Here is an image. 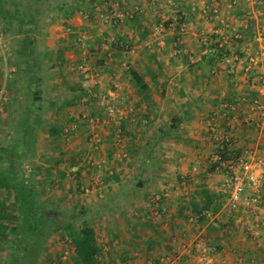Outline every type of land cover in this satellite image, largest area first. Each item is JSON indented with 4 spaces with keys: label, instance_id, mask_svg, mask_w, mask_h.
I'll return each mask as SVG.
<instances>
[{
    "label": "crops",
    "instance_id": "0c3cea01",
    "mask_svg": "<svg viewBox=\"0 0 264 264\" xmlns=\"http://www.w3.org/2000/svg\"><path fill=\"white\" fill-rule=\"evenodd\" d=\"M57 1L51 0L40 25L46 43L39 48L36 42L43 62L35 81L39 88L45 83L46 89H40L36 102L41 103L45 118L37 143L40 159L35 158L42 170H32L36 185L57 214L64 212L57 204L64 194L88 191L89 201L80 202L77 209L88 207L96 213L89 225L106 258L104 264H147V257H157L162 247L175 255L170 243L174 235L165 226L174 230L190 224L191 216L184 213L185 196L195 186L183 183L188 180L190 184L195 173L213 171L208 165L209 150L216 146L211 139L217 134L210 130L211 124L230 128L225 135L232 146L242 149L240 158L251 151L249 159H254L264 150V134L256 130L257 123L264 125V109L252 105L255 97L264 103V0H239L237 10L230 0H154V4L150 0H116L126 13L116 26L98 21V10H107L98 0H67L69 13H60L62 5L57 10ZM214 8L241 38L224 46L228 54L208 68L200 66L207 54L202 51V36L213 39V30L223 27L211 18ZM67 13L68 19H63ZM181 17L187 22L185 28ZM159 23L165 30L155 37L152 31ZM82 32L87 34L84 43L79 38ZM252 56L256 59L248 69ZM84 58L93 74L91 80L79 69ZM3 63L0 58V114L6 109L7 116H0V127L9 125V113L16 106L11 102L17 101L12 96L20 87L14 78L17 64L7 62L5 72ZM48 68L58 71L47 72ZM131 69L138 71L147 89L132 82ZM7 73L12 78L9 89L4 87ZM55 74L59 76H52ZM85 82L89 88L83 86ZM101 100L123 111L119 122L106 114ZM228 101L235 109L227 118L222 108ZM229 168L236 171L235 163ZM157 192L165 197L154 200ZM52 194L57 198L50 197ZM154 208L161 216L149 219L148 210ZM237 209L227 200L220 211L229 223L222 230L223 262L231 264L227 260L231 255L235 264H262L264 237L259 236L264 234V202L259 203L253 218L235 214ZM169 213L173 218L168 222L165 216ZM203 228L205 231L206 226ZM48 245L46 251H50ZM63 250L46 252V256L56 264H69L61 258Z\"/></svg>",
    "mask_w": 264,
    "mask_h": 264
},
{
    "label": "trees",
    "instance_id": "16d2710c",
    "mask_svg": "<svg viewBox=\"0 0 264 264\" xmlns=\"http://www.w3.org/2000/svg\"><path fill=\"white\" fill-rule=\"evenodd\" d=\"M89 1L94 2V0ZM98 1L102 7L107 8L105 0ZM66 2L67 0L55 2L57 10L59 5H64V7L59 8L60 13L70 12V9L65 7ZM51 3V0H0V27L3 31H11L17 39L16 54L20 59L17 62L15 73L18 75L21 72L23 76L25 74L33 76V67L30 62L34 61L33 57L39 60L36 51V49L38 50L36 33L40 32L44 12L48 6L50 8ZM68 13L64 15L63 19H68ZM130 20L133 23L134 19ZM219 40L220 38L213 34V48L202 56L200 66L211 68L216 65L219 59L228 54L224 46L219 45ZM129 73L135 85L147 89V83L138 71L131 69ZM32 94L33 101L37 102L40 94L39 85L32 89ZM231 106L232 104L228 101L222 108L227 118L233 115ZM232 145L230 137L229 140H223L221 144L217 145L218 158L211 165V169L221 167L223 162L226 163L227 168L230 164L237 163L241 157L242 149ZM11 167L12 164L10 166L7 163L3 165L0 157V248H7L5 252L0 254V264H56L55 259L48 256L45 259L43 255L47 252L48 241L57 233L60 235L59 243L61 244L63 240L62 242L67 243L71 250V264H104L105 258L102 257L93 227L87 223L81 227L75 225L73 219L77 217V214H66L65 212L57 214L55 212L57 209L48 204L43 208L31 203L30 198L36 199L32 197L35 194H39L38 199L43 202V194L37 189L36 178L32 175L33 168L29 166L26 173L25 170L18 169L15 174L12 173L10 176ZM229 171L231 174L232 170ZM229 194L230 191L216 189L208 185H199L194 188L192 194L185 196L187 207L184 213L194 218L201 226H206V234L212 240L215 233L224 230L229 225L226 221L227 216L220 215ZM59 217L69 218V220L59 224L55 220ZM38 220L43 224L36 223ZM32 231H39L42 235L35 247L32 245ZM151 246L152 244H147L150 249ZM218 248H221L219 242Z\"/></svg>",
    "mask_w": 264,
    "mask_h": 264
},
{
    "label": "rangeland",
    "instance_id": "374dc122",
    "mask_svg": "<svg viewBox=\"0 0 264 264\" xmlns=\"http://www.w3.org/2000/svg\"><path fill=\"white\" fill-rule=\"evenodd\" d=\"M233 5H235V8L237 10L239 8L238 6L241 5V3L239 0H236V2L233 3ZM219 13L221 14L220 11H219ZM221 17H223L222 14H221ZM98 21L101 22L99 19H98ZM225 22L231 23L229 21H225ZM102 25L107 26L106 24H103V23H102ZM262 25H264V23H262ZM262 27H264V26H262ZM1 31H2V28L0 27V32ZM224 31H225V29H224ZM44 35L45 34L42 33L41 31L36 33L37 42L39 43V46H40L39 48L44 46V44L46 43V37ZM261 36H263V35L261 34ZM1 39L4 43V47L6 49V54L8 56L6 61L10 64H12V63L17 64V62L19 61L20 58L16 54L17 39L15 38V35L11 31L10 32L9 31H3ZM39 48H38V50L36 49V51L38 52V55H39V60L36 59V57L32 56L34 61L30 62L31 66L33 67V70H32L33 76H29L30 74L29 75L25 74V76H23L21 72L19 73V75L18 74L14 75V78L17 77L19 79V80L17 79L15 81V82H17L16 86L17 87L20 86L18 88V91L13 93L14 97L12 96L13 100H17V101L11 102V105L13 104L16 106L14 107V110L9 113V120H10L9 125L2 123L1 124L2 127H0V157L2 158V164L3 165H5L7 163L8 166H10L12 164V167H11L10 173H9L10 176L12 173L15 174L18 171V169L25 170V173H26L28 171L29 166L32 167L33 170H35L38 173H41V170H42L41 169L42 166H41L40 161L38 159H35V158L40 159V154H41L37 150V146H38L37 143H38V139H39L38 136L40 134H42L44 131V122H45L44 111H43V107L42 108L40 107V106H42L41 103L36 104V102L33 101V94H32V92H30L28 90V89H34L35 86L38 84L37 81H35V78L38 77L41 62H43L41 59V58H43V54H41L42 50ZM10 51L12 52L11 55H9ZM54 53H55L54 51H51V54H54ZM252 57H254L256 59L255 56H252ZM1 67H3V65ZM50 68H48L47 72H50V71L51 72H57L58 71L57 68H56V70H53V68L51 70H49ZM2 71H4V70H2ZM43 72H46V70L44 69ZM10 74L7 73V75H9V76H7L6 81L4 79V81L6 82L4 87L7 89H9V86H11L10 81L12 80V78H11ZM40 74H41V72H40ZM56 75L57 74L52 75V76H56ZM57 76H59V75H57ZM73 76L77 77V72H75L73 74ZM27 78H28V80H27ZM76 81H77V79L74 78L73 82H76ZM44 86H45V83L41 82L40 89L42 91H43V89H44V91H46ZM83 86L89 88L88 82L86 83V85H83ZM22 87H24L27 91L25 89L23 91L21 89ZM14 98H16V99H14ZM6 111L7 110L5 109V111L3 113H1L0 116H2L4 114H5V116H7ZM1 122H3V121H1ZM224 125H223V129H222V127H219V125H218L215 128L216 132H213L210 129L214 134H217V136L212 137V139H211V142H212L211 144H215L216 146L213 147L212 150H209L210 154L212 156V158L210 159L209 164H208L210 169H211V164H213V162H215V160L218 158L217 145H219L223 142V138L226 137L223 135H225L228 132V130L230 129V128L227 129ZM220 131H222L223 133H221ZM258 132H259V134H264V132H261L260 130ZM219 134L222 137H220ZM253 134H255L254 130H253ZM257 136H258V134L256 133V137L254 140H256ZM233 142H234V140H233ZM236 145H238V144H236ZM243 145L248 146L247 143H243ZM211 146H213V145H211ZM234 147H236V146H234ZM249 154H252V152L250 151ZM249 154H246V157H244V159L251 158V155H249ZM225 164L226 163L223 162V163H221V167L218 166L216 169H211L213 171H211L209 175H207L205 173H201V175L199 173H195V174H197V176H194V178H191V183L189 184L188 183L189 181L187 180L185 183H183V185H190L192 187H194V186L196 187V186H199L200 184L206 183V184L210 185L211 187L214 186V188L217 187L221 190L223 189L226 191H230V188H231L230 176L231 175H230L229 170H232L233 168H229V167L227 168ZM235 167H236V172L241 173L240 171L242 169L240 168V164L235 163ZM12 168H13V170H12ZM193 183H194V185H193ZM178 185H179V183H178ZM13 188H14V186H13ZM245 188H246V194L254 193V189L252 188L251 185L248 184V181H246ZM28 189L30 190L29 187H28ZM37 189L41 190V187H38ZM35 190H36V188H35ZM257 192H258V194H260V196L262 198V202H264V180H263L262 184L260 185V187L258 188ZM87 194H88V191H86V190H85V192L79 191V192H72L69 194H64L63 195L64 197L61 199V201H58V203H57L60 210H63L66 214H71L74 212L77 214V217H75L73 219V222L78 227L83 226L84 223L89 224V221L91 220L92 216L94 214H96L94 212V210L91 212V210H89L88 207L85 209H83V207H80V208H82V210L77 209V207L80 206V202H88L89 201L88 200L89 194L88 195ZM158 195H159V199H157ZM153 196H154V200H156V201L162 200L163 197H165V195L163 193H158V192L156 194L154 193ZM32 197L36 198L37 200L30 198V202L36 204V206H40L43 208L47 204L52 206V203H47V200L44 197H42L43 202H41L38 199L39 194H35ZM50 197H52L53 199H56L57 194H54V195L52 194ZM261 205H263V204H261ZM236 209L238 210V213H235V214H239V215L244 214L243 216H246L247 218H253L254 217V216L250 215L249 212L246 213L243 210L244 209L243 205H239L238 207H236ZM159 213L160 212H158L157 208L148 210L149 219H153V218L159 216L160 215ZM97 215H98V213H97ZM99 215L103 216L102 213ZM171 215H172V213H169L165 216L166 219H168V222L173 218ZM134 217H135V215H134ZM163 217L164 216H162L161 219H163ZM235 217H237V216H235ZM55 220H56V222H58L60 224L61 222L64 223V221L69 220V218L59 217L58 219H55ZM156 220H157V218H156ZM189 220H190V224L188 223L189 225L184 226V224H183V225L177 226L176 228H174V230L169 225L165 226L166 227L165 229H169V232H172L173 233L172 235H174L173 239L171 240L170 243L173 246V248H175L176 254L171 256L170 255L171 251L169 252L167 248L165 249L162 247V250H161L162 253L160 255H158L157 257L153 256V255L152 256L149 255V257H147V259H146L147 264H182V263L183 264L184 263L185 264H226V263H228V262H225V263L223 262V257L221 255V251H220L221 248H218V242L220 245V243L222 242L221 239L224 236V234H222L223 232L219 231V232L215 233L214 237H213L214 239L212 240V238L206 234V231H204L203 226H201L194 218L191 217ZM40 222L41 221L38 220V222H36V223H40ZM40 224H43V223H40ZM189 227L191 228V231L187 230ZM170 228H171V230H170ZM229 228H232V230H233V226H229ZM184 230H185V233H184ZM54 236L55 237L50 238L51 243L49 242V245H50L49 248H50L51 252L58 251L60 249H69V246H67V243L64 244L62 242L63 240L61 241V244L59 243V241H57L56 245L54 244L55 245L54 246L53 242H55L57 240L56 237L59 236V234L58 233L56 235L54 234ZM254 236L258 237L259 235H257L255 233ZM262 236L264 237V234L259 236V237H262ZM41 238H42V235L39 231H32L31 239H32L33 247H35L39 243ZM59 238H60V236H59ZM164 242L165 241H160L161 245ZM51 244L53 247L51 246ZM157 245L159 246V244H157ZM6 250H7L6 247H5V249L0 248V254L5 252ZM50 251H47V254H49ZM47 256H46V254L43 255V257H45V259L48 258ZM162 257H164L165 259L164 260L161 259ZM63 259L66 260V261L64 260L65 262L70 261L69 256L66 258H63ZM227 260H231L230 261L231 264H235V262H233L234 260L232 259L231 255H230V257H228ZM105 261H106V258L104 259V262ZM262 264H264V261L262 262Z\"/></svg>",
    "mask_w": 264,
    "mask_h": 264
},
{
    "label": "built area",
    "instance_id": "2783aa9c",
    "mask_svg": "<svg viewBox=\"0 0 264 264\" xmlns=\"http://www.w3.org/2000/svg\"><path fill=\"white\" fill-rule=\"evenodd\" d=\"M153 4L156 3L154 0H150ZM171 1V0H169ZM231 4L235 3L236 0H230ZM106 7L108 10H103L99 9L98 10V19L106 25H111V26H116L119 24L126 16V13L120 8L118 5V2L116 0H106L105 1ZM106 8V9H107ZM211 18H213L216 21L222 22L223 23V29H225V32H223L222 28H216L213 30L215 34H217L220 37L219 40V45L220 46H227L229 43H233L232 40L237 41L238 39L241 38V34L238 30H235L234 27L232 26L231 23L225 22L221 14L219 13V10L217 8H214L213 11L211 12ZM180 23L183 28L186 27L187 22L185 18L181 17L180 18ZM165 30V26L162 23L157 24L153 31L152 34L155 37L160 36V34ZM229 30V32H227ZM2 32H0V58L3 59V68L4 71L7 72V62H6V49L4 47V43L1 39ZM86 33L82 32L80 33V41L82 43L85 42L86 39ZM203 43V53H207L212 50V42L213 39L212 37L210 38L208 35L204 34L201 39ZM234 44V43H233ZM84 62H82L79 65V69L84 75V78H87L89 80L92 79V72L91 68L88 66L87 62H85V58L83 59ZM195 61V60H194ZM254 62V57H252L249 60V63L247 64L248 69L252 67V63ZM85 81V79H84ZM87 82H85L86 84ZM84 84V85H85ZM101 104L105 105V110L106 114L110 117L116 118L117 122L121 120L123 117V111L116 107V105H113L111 103H106V100H101ZM252 105L257 108V109H264V103L259 97H255L252 100ZM231 109L234 110L235 107L231 106ZM107 119H104V121ZM257 128L256 130H260L261 132H264V125L262 123H257L256 124ZM217 127L216 124H211L210 129L213 132L215 131V128ZM226 136L223 138V140H229L228 135H223ZM237 163L240 164V168L242 169L241 173H238L234 171L231 176H230V194L228 197V203L232 208H236L239 205H245L247 207V211L250 213V215L255 216L256 215V208L258 207L259 203H261L262 198L260 194H258L257 190L262 184L264 180V150L261 155H256L254 159H244L240 158ZM246 181L249 182V184L252 186L254 189V193L252 194H246ZM157 199H159V195L157 196ZM71 255V250L69 249H64L62 251V260L64 261L66 257H70ZM161 259H165L162 257ZM66 261V260H65Z\"/></svg>",
    "mask_w": 264,
    "mask_h": 264
}]
</instances>
